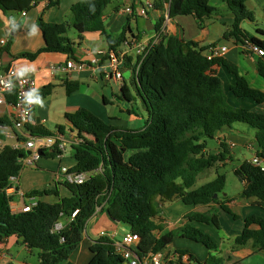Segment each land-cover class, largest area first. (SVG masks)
Here are the masks:
<instances>
[{
	"label": "trees",
	"instance_id": "trees-1",
	"mask_svg": "<svg viewBox=\"0 0 264 264\" xmlns=\"http://www.w3.org/2000/svg\"><path fill=\"white\" fill-rule=\"evenodd\" d=\"M39 0H0V11L29 12ZM120 0H82L71 7L70 20L66 23H47L39 16L37 24L42 31L45 46L35 53H23L18 57L35 60L42 53H63L75 58V43L68 37V29L74 28L82 37L86 33H99L107 37L111 50L126 40L127 30L117 40L107 35L104 12L109 5ZM234 16V23L224 34V39L233 40L243 54L256 58V69L264 79V55H256L251 48L264 53V29L258 28V36L244 30V21H253L247 9L249 0H224ZM58 1L51 2L56 5ZM218 14L210 0H171L169 16H193L202 23ZM160 26V24H159ZM244 47V48H243ZM209 47H200L194 41L182 42L178 37H169L148 48L139 72H133V84L147 113L145 126L138 130L117 127L103 121L90 110L80 108L66 113V120L78 131L80 137L90 139L73 146L75 165L69 168L74 173H93L81 185L62 183L71 196L61 197L58 189L33 191L27 198H39L29 212L13 211L12 197L8 194L9 179L19 176L21 161L27 158V150L5 144L0 149V241L10 236L23 238L29 250L38 251L40 264H60L70 258L83 242L87 223L97 208L104 206L109 219L126 225L141 238L140 252H160L173 243L175 237H186L204 245L210 256L206 264H224L214 252L218 245L210 235L191 225L193 222L221 231L219 217L211 212L187 214L189 221L184 226L159 236V227L153 221L157 214V201L182 199L187 205L208 206L219 204L234 218L238 216L228 207L232 200L224 196L226 177H218L198 189V175L226 161V144H221L219 155L207 151V140L215 139L224 128L245 124L255 131L256 156L264 160V114L230 104L224 82L216 72L223 67L233 76L230 91L238 99H251L264 103V91L251 86L246 76L240 73L237 64L222 58L208 57ZM129 63V62H128ZM71 95L79 89L78 82L64 83ZM53 85L46 86L35 96V105L53 93ZM123 98L132 97L124 85ZM12 127L7 117H0V139L6 142L3 128ZM58 129L63 132L64 126ZM33 136H51L42 127L28 125ZM20 137V136H19ZM20 141L24 138L20 137ZM133 151L127 158V153ZM61 154L57 148L44 151L43 155L54 158ZM236 173L245 181L242 198H255L264 210V171L252 160H245ZM215 195L217 197L215 198ZM56 196L57 202L42 200ZM224 196L223 202L220 201ZM78 211L72 218V214ZM67 218L69 223L61 231L55 225ZM253 242L264 251V215L244 218V229L237 236L238 246ZM91 264H123V259L114 251L109 238H99L91 247ZM189 254L188 251H180ZM191 264H201L194 256ZM176 264H184L177 262Z\"/></svg>",
	"mask_w": 264,
	"mask_h": 264
},
{
	"label": "crops",
	"instance_id": "crops-1",
	"mask_svg": "<svg viewBox=\"0 0 264 264\" xmlns=\"http://www.w3.org/2000/svg\"><path fill=\"white\" fill-rule=\"evenodd\" d=\"M55 1H58V4L50 5L51 2ZM80 1L82 0H39L31 11L26 12L25 16L23 13L19 12L4 13L0 11V23L3 24L0 27V41L6 38L9 39V45L3 47L0 44V60L5 66H13L21 71H33L38 92H41L48 85H53L54 87L53 93L50 96L43 101L36 103L33 111V126L42 127L44 130L50 132L51 135L60 132L68 141L72 140L74 136H78L79 134L76 133L77 131L74 132L75 129L66 120L65 114L74 113L80 108L88 110L89 104H91L90 101L97 103L94 98L89 99L90 101L80 98L81 94H79V91L82 83L88 82L89 80H92L95 83L101 80L102 82L105 81L106 84L112 82L104 73L90 64L91 60L103 59V54L111 51L107 37L99 33H86L83 34L82 37L77 33L73 38L68 36L71 41L75 43V58L69 54L63 53H42L35 60L18 56L23 53H35L45 46L42 31L37 24L39 16L42 15L44 21L47 23H66L64 18L70 16L71 7ZM252 1L254 0H249L247 5ZM258 1L264 6V0ZM147 2H151L153 7L148 11L146 16H139L136 13L128 14L125 12L126 8L130 7L135 10L140 5ZM213 18H215V21L213 20L207 23L208 21L206 22L205 20L202 23V27L199 26L198 21L191 15L170 18L169 5L164 0H120L109 5L103 16L107 35L111 37L112 40H117L124 30H127L125 42L113 50L117 54H128L129 63L122 66L121 69L123 75L122 82H124V85L128 88L124 79L125 71H130L133 81V66L139 58L137 55L138 49L150 48L152 45L159 43L163 39L167 40L169 37H178L184 43L194 41L199 43L200 47H209L205 53L208 57H211L210 48L226 47L228 51L225 54H220L219 57L237 64L240 73L246 76L247 79L252 78L253 81H255L254 78L263 79L260 77L256 69V56L248 57L243 54L240 46L236 45L233 40H230L233 43V48H229V46L224 43V34L234 23V16L230 10L224 8L220 12L218 11V14ZM69 61L84 62L88 64V67L80 72L71 71L68 72L69 74H66L62 72L61 68H64ZM216 72L224 82L225 91L227 87L230 89L234 84L233 76L223 67H218ZM66 81L78 82L79 89L71 95H68L64 85ZM250 84L252 86L251 82ZM259 84L262 86L260 90L264 91V82L259 81ZM100 96L106 106L111 104V101L104 94L98 93V97ZM228 100L229 102L231 101L229 97ZM242 100L245 101V107L241 108H247L264 114V103L257 104L251 99ZM124 112L129 116V124H131V119L139 120L143 118L130 109H126ZM0 117H7L12 120L14 118V110L8 106L0 105ZM146 121L147 118L145 119V123ZM120 123H122V120H119L117 124L114 125L120 127ZM145 123L143 126L133 125V127H131L132 125L126 124V127L124 128L138 130L143 128ZM59 126H64L63 132L58 129ZM12 131L15 133V136L11 135L6 138V142L2 141L0 149L7 143L13 147L19 144L18 139H20V137L14 130H9V133L12 134ZM23 133L26 135L30 134L27 128L23 130ZM86 139L90 138L87 137ZM215 139L218 142L219 148L215 149V152L212 154L219 155L222 151L221 144L224 143L228 150V154L226 155L227 160L224 163H219L200 173L193 189H198L203 185L214 181L218 175H224L220 173L221 168L233 160L235 155L234 151L240 144H243L246 149L253 152L254 156H256L257 147L254 140V133H250L246 128H224L216 134ZM10 141L13 142L10 143ZM68 149L71 150V156L68 157L69 160L65 157L67 160H64V162L61 161L60 163L58 162L59 166L56 162L43 160V158L55 160L58 156L50 158L43 155L37 162L39 166L37 164L35 165L37 170L28 171L29 167L35 166H25L22 168L17 182L13 184V190L8 193L12 197L11 207L13 211H21L24 205L37 204L39 198H27V195L33 191L48 189L39 188L36 187V185L28 187L31 182L32 184H41L44 181H48V186L55 183V185L58 186V191L61 197L71 196L69 191L68 194L64 196L61 189L64 187L62 185L61 168H72L75 165L72 146H68L67 150ZM67 150L63 152L62 156L65 155ZM133 153V151H129L127 154L130 156ZM261 161L264 163V160ZM236 170L237 169H235L234 173L241 182V191L238 194V197L231 198L228 194H225L224 196H227L232 200L227 205L230 210L238 216V219L227 213L216 203L208 206H193L185 204L182 199L167 201L163 204V209L159 213V217L153 219L155 224L159 227L157 234L162 236L184 226L189 222L186 218L187 214L192 212L215 213L219 217L222 229L221 231L215 230L220 235L218 236L215 234L217 237L216 240L212 238L218 245V251L214 252V255L218 258L224 259V264H264V251L256 248L253 242H248L246 245L242 246H238L235 243V239L244 229V218L251 215H264V210L257 204V199L241 197V193L246 183L237 175ZM224 196H221V202H223L225 198ZM51 197L52 196L44 197L42 200L50 203L57 202ZM16 198L21 199L17 200ZM22 201L23 204L19 206L18 203H21ZM103 208L104 206H101V209L99 211L97 210L95 215L88 221L85 236L79 248L69 259L60 264H91L92 254L90 247L100 238V233L104 232V228L109 225L111 230H113L111 232L118 235L117 232L121 224L112 222ZM222 214L229 217L227 222L231 224V226L223 225ZM159 219L161 220L160 223H158ZM59 222L66 227L69 220L67 218H62ZM191 225L205 233V230H209L210 228L208 225L197 222H193ZM22 242L23 241L16 236H10L3 241H0V264H40L38 251L29 250ZM172 244H174L173 248L175 251L180 252V250H186L189 253L188 255L192 256H195L193 254L198 250L200 252V257H197L196 260L199 263L201 261V264H206V260L210 256V251L204 245L186 237L177 236L174 238ZM197 244H200L206 250L202 247L196 246ZM171 245L165 250H170ZM166 264L175 263L167 261Z\"/></svg>",
	"mask_w": 264,
	"mask_h": 264
},
{
	"label": "built area",
	"instance_id": "built-area-1",
	"mask_svg": "<svg viewBox=\"0 0 264 264\" xmlns=\"http://www.w3.org/2000/svg\"><path fill=\"white\" fill-rule=\"evenodd\" d=\"M170 5L171 0H164ZM153 7L151 2H147L140 5L137 9L126 8L125 12L128 14L136 13L139 16H146L148 11ZM26 15V12H23ZM1 46L5 47L9 45V39H3L0 41ZM244 48V47H243ZM254 53L258 56L264 55L262 51L258 48H251ZM211 57L218 56L220 54H225L228 49L226 47H212L210 48ZM148 48H139L137 55L139 56L136 64L133 66V72L135 75L138 74L139 68L143 57L146 55ZM103 59H93L90 64L99 69L104 73L111 81L115 83H121L123 81L122 66L128 63V54L120 53L117 54L115 51L111 50L108 53L103 54ZM88 67L87 63L69 61L64 68H61L62 72L69 74L68 72L76 71L80 72ZM38 93V87L34 77L33 71H21L13 66H5L0 60V105L8 106L14 110V118L11 120L12 127L3 128V133L5 137L15 136L9 133V130H14L18 136L24 138L20 141L18 138V143L14 148L25 149L30 151V155L27 158L22 159V168L25 166H35L37 162L41 159L40 151H48L52 148H57L61 153L58 156H62L63 152L67 150L68 146H76L86 143L85 138L76 135L72 140L68 141L60 132L51 136H33L31 134L26 135L23 130L27 128L28 125H34V108H35V96ZM2 140L0 139V145ZM252 162L261 167L264 171V163L257 156L251 159ZM93 173H74L70 172L69 168H61V175L63 183L81 185L86 182ZM18 180V176H12L9 179V186L7 192L12 191ZM34 205H24L22 211L29 212L32 210ZM101 207H98L99 211ZM78 211L72 214V218L77 215ZM64 225L58 222L55 225L56 231L63 230ZM100 238H109L112 241L114 251L123 259V264H166V262H182L184 264H191L190 256L187 254H181L178 251H166L162 250L160 252H140L139 245L141 243V238L133 232H127L120 239H118L117 234H108L105 232L100 233Z\"/></svg>",
	"mask_w": 264,
	"mask_h": 264
},
{
	"label": "rangeland",
	"instance_id": "rangeland-1",
	"mask_svg": "<svg viewBox=\"0 0 264 264\" xmlns=\"http://www.w3.org/2000/svg\"><path fill=\"white\" fill-rule=\"evenodd\" d=\"M210 4L214 7H216L219 12L221 10H223L224 8L226 10H229L227 7V4L224 3V0H210ZM247 9L253 14V21L254 22H251L249 20L244 21L242 23L241 27L244 30L251 33L252 35L258 36L256 29H258V28L263 29L264 28V26H263V23H264V6L258 0H254L249 5H247ZM70 17H71V15L66 16L64 18L65 22H68L70 20ZM213 20L215 21V18L207 19L206 22L208 21L207 23H209ZM75 34H77V31L74 28L71 27L68 29V36L70 38H73V36ZM224 43L227 44V46H229V48H233V43L230 40L225 39ZM233 54H235V53H233ZM124 73H125L124 79H125L126 85L128 86L129 93L132 97L131 102H129L123 98V94L121 92V89L124 86V82H121L118 84V83H115L112 81L110 84H106L105 81L102 82L101 80H99L96 83L93 82L92 80H89L88 82L82 83V85L80 86V91H79V94H81L80 98H84L86 101H90L89 99L94 98L97 101V103H93L92 101H90L91 104H89L88 110H90L92 113H94L96 116H98L99 118H101L105 122H108V123H111L114 125V124H117V122L119 120H122V123H120V125H121L120 128L126 127L125 125L126 124L128 125L130 123V121H129V116L127 114H125L124 110L130 109V110H133L135 113H137L138 115H140L143 118H141L139 120L131 119V124H129V125H132L131 127H133V125H142L143 126L145 123V119L147 118V115H146L145 110L143 108L142 101L136 93L135 86L133 84L132 75H131L130 71H125ZM248 80H250L249 82L252 83V87H254L256 89H261V87H262V86H260L259 81L264 82V80L261 78H254L255 81H253L252 78H249ZM98 93H102L106 97H108V99L111 101V104L109 106H106V104L103 102V99L101 98V96L98 97ZM226 93H227L228 97L231 99L230 104L232 106L237 107V108L245 107V104H244L245 101H243L242 99H238L234 95H232L229 87L226 88ZM234 127L237 129L246 128L247 130H249L250 133H254V137H255V131L245 124L237 123L234 125ZM75 131H76V129L74 130V132ZM76 133L79 134L78 131ZM250 137H251V135H250ZM252 137H253V134H252ZM12 142L13 141H10V143H12ZM217 148H219V145H218V142L216 139H208L207 140V151L210 154L214 153L215 149H217ZM234 154L235 155L233 157V160L231 162L227 163L223 168H221V172H220L221 174H224L227 178L226 185H225V194H228L231 198L238 197V194L241 191V182L236 177V175L234 173L235 169H238V167L243 163V161L251 160V159H253V156H254V153L249 151L248 149H246V147L243 144H240L239 147L235 149ZM63 156H58L57 159H55V160L54 159H44V158H43V160H46L49 162H56L59 166V163L61 161L64 162V160H67L68 157L71 156V150L68 149L67 152L65 153V155H63ZM126 156H127V158L129 157L128 154ZM65 157L67 159H65ZM224 162L225 161H221L220 163H224ZM29 170H37V169L35 166V167H29L28 171ZM34 183H36V182H34ZM42 184H44V185H42ZM48 184H49L48 181H44L41 184H32V182H31L28 187H32V186L36 185V187H39V188L40 187L41 188H48L45 190H56V189H58V186H56L55 183H52L51 186H48ZM39 185H42V186H39ZM61 189H62V193L64 196L68 194V190L66 189V187H63ZM51 198L54 201L58 200V198L56 196H52ZM16 199L19 200L21 198H16ZM164 203H166V201H163L161 199H159L157 201V204H156L157 214L154 217L155 219H157L159 217V213L163 209ZM22 204H23V201L21 203H18L19 206H21ZM260 211H262V210H260ZM228 218L229 217H227L225 214H222L223 225L231 226V224H229L227 222V220H229ZM160 222H161V220L159 219L158 223H160ZM103 231L105 233L112 234L111 231H113V230H111L110 226L108 225L106 228H104ZM128 231H130V228L126 225L121 224L119 227V230L117 232L118 233V235H117L118 239H120L122 237V235H124V233H126ZM205 231L214 240L217 239L215 234L220 236L211 227L209 228V230L206 229ZM196 246L202 247L200 244H197ZM173 247H174V244L171 245L170 250H168V251H175V249ZM203 249L206 250L205 248H203ZM180 251H184V250H180ZM193 255H195L194 258L197 259V257H200V252L198 250H196ZM200 263H202V262L200 261Z\"/></svg>",
	"mask_w": 264,
	"mask_h": 264
},
{
	"label": "water",
	"instance_id": "water-1",
	"mask_svg": "<svg viewBox=\"0 0 264 264\" xmlns=\"http://www.w3.org/2000/svg\"><path fill=\"white\" fill-rule=\"evenodd\" d=\"M2 25H3V24L0 23V27H1ZM30 153H31L30 151H27V155H28V156L30 155ZM39 153L43 156V152H42V151H40ZM216 197H217V195H215V198H216ZM21 240L23 241V238H21Z\"/></svg>",
	"mask_w": 264,
	"mask_h": 264
}]
</instances>
